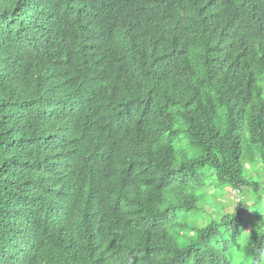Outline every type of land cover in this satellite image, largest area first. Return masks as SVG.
<instances>
[{
	"label": "trees",
	"instance_id": "trees-1",
	"mask_svg": "<svg viewBox=\"0 0 264 264\" xmlns=\"http://www.w3.org/2000/svg\"><path fill=\"white\" fill-rule=\"evenodd\" d=\"M247 163L264 179V0H0V264H232L263 216Z\"/></svg>",
	"mask_w": 264,
	"mask_h": 264
},
{
	"label": "rangeland",
	"instance_id": "rangeland-1",
	"mask_svg": "<svg viewBox=\"0 0 264 264\" xmlns=\"http://www.w3.org/2000/svg\"><path fill=\"white\" fill-rule=\"evenodd\" d=\"M246 168L248 169L249 173H248V177L252 180L255 181H264L263 177H261L260 175L256 174L257 171H261L260 167L257 166L256 169H254V167L252 165H250L249 163L246 164ZM205 201L207 202L205 205V215H214L215 217L217 216V214L219 213H231L234 212V208L235 206H237L239 203V199L242 197L241 195H239L240 193H237L236 191H231L230 189H226L225 191H219L217 188H214L213 186L209 185L206 187L205 189ZM245 197H243L244 199H249L250 195H245ZM211 197H215L214 201L211 200ZM217 198V199H216ZM248 204H251V200H249ZM224 206V208L222 209V206ZM222 209V210H221ZM214 210L216 213L214 214L213 211ZM263 211V216L260 219H256L255 216H251L248 215V218L250 219V223L247 225V231H250L252 228H258L260 227H264V208L262 209ZM205 221H203L202 223H205Z\"/></svg>",
	"mask_w": 264,
	"mask_h": 264
},
{
	"label": "clouds",
	"instance_id": "clouds-1",
	"mask_svg": "<svg viewBox=\"0 0 264 264\" xmlns=\"http://www.w3.org/2000/svg\"><path fill=\"white\" fill-rule=\"evenodd\" d=\"M251 232L247 230H243L233 241L232 236L226 237L227 240H230L232 247H231V257H232V264H241V261L245 258V249L248 246V238ZM249 264H264V249L258 251V256L255 260L249 261Z\"/></svg>",
	"mask_w": 264,
	"mask_h": 264
}]
</instances>
